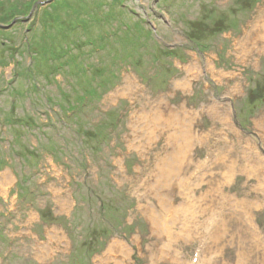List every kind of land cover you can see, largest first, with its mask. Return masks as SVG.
Segmentation results:
<instances>
[{"label":"rangeland","instance_id":"374dc122","mask_svg":"<svg viewBox=\"0 0 264 264\" xmlns=\"http://www.w3.org/2000/svg\"><path fill=\"white\" fill-rule=\"evenodd\" d=\"M16 2L0 264H264V0Z\"/></svg>","mask_w":264,"mask_h":264},{"label":"trees","instance_id":"16d2710c","mask_svg":"<svg viewBox=\"0 0 264 264\" xmlns=\"http://www.w3.org/2000/svg\"><path fill=\"white\" fill-rule=\"evenodd\" d=\"M19 6V3H17L16 2V0H0V25H8V24H10L15 18H17L18 17V15L15 13V9H16V7H18ZM52 7H50V9H51ZM9 9H11V11H12V13H13V15H12V17H9V12L8 13H6V11H8ZM54 10H55V8H52V12H47L46 13V11L43 13V15H41L40 16V18H39V22H41V24H36L35 25V23L33 24V25H31L30 27H29V31L28 32H26V33H28V34H26L25 35V39H27L28 41H29V43L30 42H32V44H33V38H34V35H35V33H36V31H37V29H39V25H41V31H43L42 33H43V37L45 38L46 37V35H47V30H48V25H45L44 23H43V20H42V17L43 16H50L51 17V19L53 20V21H51V23L52 24H54V22H55V19H53L54 17H53V15L55 14V13H57V12H55L54 13ZM125 11L127 12V14H131V12H129V11H127L126 9H125ZM11 15V14H10ZM16 16V17H15ZM20 16H24L23 14H20ZM120 16H121V12H120ZM22 24V22H20V21H17L16 22V25L11 29V30H8V31H5V30H2V29H0V54L1 55H3L2 53H5V52H7L8 51V48H9V43L11 42V40H12V37H11V34L14 32V31H16L18 28L19 29H21L22 27H23V25H21ZM41 36V35H40ZM27 41V42H28ZM27 42L26 43H24V41H22V42H20L19 44H18V46L19 47H23V45L25 44L26 45V48L28 47V48H30L31 46H28L27 45ZM17 49V48H16ZM63 54H65V53H63ZM35 57H36V55H33V57H32V59L34 60L35 59ZM63 59V58H62ZM64 60V59H63ZM30 74V73H29ZM51 74H53V73H51ZM29 76V75H28ZM32 76V75H31ZM30 76V77H31ZM33 77V76H32ZM31 77V78H32ZM30 78V79H31Z\"/></svg>","mask_w":264,"mask_h":264},{"label":"bare ground","instance_id":"6f19581e","mask_svg":"<svg viewBox=\"0 0 264 264\" xmlns=\"http://www.w3.org/2000/svg\"><path fill=\"white\" fill-rule=\"evenodd\" d=\"M264 12V9H262V11H260L259 12V14H257L256 16H254L253 17V19H252V21H251V23H250V25L248 26V27H246L244 30H243V32L244 31H249L250 29H251V27H253V23L254 24H256V22H257V19L259 18V19H261L263 16H262V13ZM264 14V13H263ZM261 15V16H260ZM260 16V17H259ZM256 20V21H255ZM263 31V30H262ZM248 33V32H247ZM245 34V33H244ZM237 38V37H236ZM247 39V38H246ZM260 39V38H259ZM262 39V38H261ZM247 42V41H246ZM248 45V44H247ZM237 46H239V49L237 50L236 49V47ZM240 46H242L243 47V50L245 49V44H243L242 43V40L241 39H237V41H236V43H235V45H234V50H233V53H236V55L237 54H239V55H241L242 57H246L247 55H249V53L246 51V52H240V51H243V50H241L240 49ZM248 57V56H247ZM190 66V65H189ZM189 68V67H188ZM190 70V69H189ZM192 70V69H191ZM212 71V70H211ZM192 72V71H191ZM210 72V71H209ZM212 73V72H211ZM214 107V106H213ZM216 108V107H215ZM214 108V110H216ZM176 113V112H175ZM171 114V113H170ZM170 114H169V116H170ZM186 114L187 113H185L184 115L186 116ZM215 114H216V112H215ZM173 116V115H172ZM158 118H160V117H158ZM162 118V117H161ZM225 118V117H224ZM185 119V118H184ZM173 120H174V118H173ZM172 120V121H173ZM189 120H191V119H189ZM172 121H170V124L171 123H173ZM181 122V120H178V121H175L174 123H180ZM184 122V121H183ZM226 124H229L230 123V121L228 120V119H226V122H225ZM224 123V124H225ZM188 149V148H187ZM181 151V150H180ZM185 151H187L186 149L182 152V155H180V159H179V164L181 165V161H182V156H183V154H184V152ZM218 151V150H217ZM181 153V152H180ZM221 155V154H220ZM218 159V158H217ZM253 161V163H255V164H257L254 160H252ZM178 170L180 169V166L179 165H177V167H176ZM256 168V167H255ZM169 169V168H168ZM257 169H259V172L260 173H263L264 172V170L262 169V168H257ZM164 172V171H163ZM255 173V172H254ZM163 174V173H162ZM252 176H253V174H252ZM258 177V176H257ZM261 180V179H260Z\"/></svg>","mask_w":264,"mask_h":264},{"label":"water","instance_id":"95a60500","mask_svg":"<svg viewBox=\"0 0 264 264\" xmlns=\"http://www.w3.org/2000/svg\"><path fill=\"white\" fill-rule=\"evenodd\" d=\"M29 18H30V16L28 17V19H26L25 21L27 22L28 20H29ZM14 23H12L9 27H7V28H10L12 25H13ZM6 28V29H7Z\"/></svg>","mask_w":264,"mask_h":264}]
</instances>
